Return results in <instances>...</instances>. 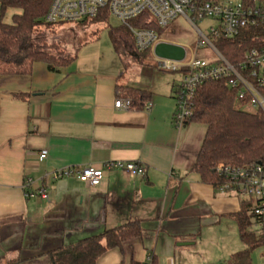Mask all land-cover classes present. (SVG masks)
<instances>
[{
  "label": "crops",
  "instance_id": "crops-1",
  "mask_svg": "<svg viewBox=\"0 0 264 264\" xmlns=\"http://www.w3.org/2000/svg\"><path fill=\"white\" fill-rule=\"evenodd\" d=\"M173 33H163V42L185 45ZM94 39L56 72L35 63L29 76L0 77V264H49L51 251L135 219L141 236L96 264H235L247 249L237 221L246 203L192 170L206 126L173 127L180 75L125 63L111 43L103 48ZM124 87L150 98L116 110ZM111 161L139 162L146 174L104 168L96 187L47 176ZM41 187L48 200L26 197ZM246 264H264V245L249 252Z\"/></svg>",
  "mask_w": 264,
  "mask_h": 264
},
{
  "label": "built area",
  "instance_id": "built-area-1",
  "mask_svg": "<svg viewBox=\"0 0 264 264\" xmlns=\"http://www.w3.org/2000/svg\"><path fill=\"white\" fill-rule=\"evenodd\" d=\"M106 11L110 18L126 26L135 43L136 53L150 51L154 57V68L164 73H176L180 80L175 86L174 110L171 118L175 129L180 130L193 116L194 98L199 86L204 83L224 80L236 94L237 101L247 111L264 114V44L245 52L237 64L230 63L218 50L220 40L235 39L243 29L264 26V0H52L45 15L47 24L79 23L95 18ZM147 12L158 28L165 30L178 19H184L195 32V49L181 45L184 57L179 61L155 57L153 50L164 43L155 30L135 28L129 21ZM204 20L211 24L202 31L197 27ZM209 47L216 58L213 61L198 59L196 51ZM150 107V104H147ZM132 107L130 98L122 95L114 101L116 110L125 111ZM46 158L41 152L38 159ZM124 171L131 176L144 177L146 168L135 161H111L102 168L84 166L79 169L64 168L47 176L53 180L75 177L89 187L98 186L103 179V169ZM223 180L218 187L222 193H229L246 203L249 232L258 239H264V169L258 163L234 166L220 165L215 170ZM32 184L24 182L25 189ZM38 196L49 199L47 188L27 192L26 197Z\"/></svg>",
  "mask_w": 264,
  "mask_h": 264
},
{
  "label": "trees",
  "instance_id": "trees-1",
  "mask_svg": "<svg viewBox=\"0 0 264 264\" xmlns=\"http://www.w3.org/2000/svg\"><path fill=\"white\" fill-rule=\"evenodd\" d=\"M52 0H0V77L29 76L35 63H43L51 72L69 66L77 57L78 48L68 59L56 58L50 53L43 29L58 24H47L44 20ZM8 9H17L11 23L3 22ZM110 16L106 11L95 18L76 24L100 22L108 31L113 51L117 55H130L138 60L139 55L151 56L150 51L136 53L134 39L129 29L120 24L111 27ZM135 28L155 30L158 28L147 12L129 21ZM98 31L94 32L97 36ZM264 44V26L249 27L232 40H220L217 50L232 64L240 62L252 47ZM140 64V63H139ZM123 97L130 98L132 106L139 107L150 96L140 89L127 87ZM190 122L206 126V133L200 151L192 167L203 182L219 187L223 180L215 170L220 165L260 164L264 169V114L260 111H247L237 101L236 94L224 80L211 81L198 87ZM189 122V123H190ZM241 239L247 249L237 254L235 264H246L249 252L264 245V239L256 238L249 232V221L242 205L237 216ZM142 234L140 220H131L124 225L104 230L102 233L84 238L74 244L57 248L48 253L49 264H96L108 251L118 249L123 252L125 243L137 239ZM239 259V261H238ZM130 264H139L130 261Z\"/></svg>",
  "mask_w": 264,
  "mask_h": 264
},
{
  "label": "rangeland",
  "instance_id": "rangeland-1",
  "mask_svg": "<svg viewBox=\"0 0 264 264\" xmlns=\"http://www.w3.org/2000/svg\"><path fill=\"white\" fill-rule=\"evenodd\" d=\"M14 13L18 14L20 13V11L17 9L7 10L3 15V22L10 24L12 15ZM108 24L111 27H117L118 25H120V23L113 18L109 19ZM210 24L211 21L204 20L203 22L198 23L197 27L204 31V29H206V27ZM96 31H98V34L97 36H94L93 34ZM43 32L48 45H51L53 47L49 50L50 53H52V55L56 58L60 57L61 59L65 60H68L73 55L76 48H78L86 40H91L92 38H95L94 43H96V45H100V47L103 48L110 43L108 31L107 29H105V26L100 22L95 21L82 25L64 23L62 25H56L43 29ZM166 32H174L173 36L177 41L182 44L189 45L191 48L195 49L196 43L194 29L184 19H178L173 22L163 31L164 34ZM134 55L135 53H132L127 56L124 55L125 63L131 60L135 62V60L132 58V56ZM196 57L198 59H204L207 61H213L216 58L213 50L209 47L198 49L196 51ZM136 62L138 64L140 63V65L142 66L144 65L154 67V61L152 57L148 55H139L138 60ZM125 88L127 87L121 88L120 90L122 96H124L126 93Z\"/></svg>",
  "mask_w": 264,
  "mask_h": 264
},
{
  "label": "water",
  "instance_id": "water-1",
  "mask_svg": "<svg viewBox=\"0 0 264 264\" xmlns=\"http://www.w3.org/2000/svg\"><path fill=\"white\" fill-rule=\"evenodd\" d=\"M153 53L156 57L175 61L183 59L185 54L182 47L169 43L157 44L153 50Z\"/></svg>",
  "mask_w": 264,
  "mask_h": 264
}]
</instances>
